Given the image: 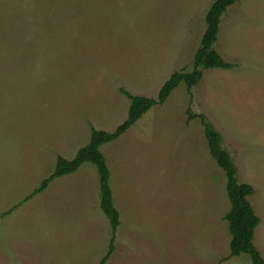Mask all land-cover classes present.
<instances>
[{
  "label": "rangeland",
  "instance_id": "rangeland-1",
  "mask_svg": "<svg viewBox=\"0 0 264 264\" xmlns=\"http://www.w3.org/2000/svg\"><path fill=\"white\" fill-rule=\"evenodd\" d=\"M214 0H0V264H97L110 227L95 167L83 163L17 205L89 139L113 131L129 100L156 98L191 71ZM213 48L231 69L201 68L100 147L120 224L105 264H251L230 256L223 171L197 118L220 133L260 222L264 258V0L221 16Z\"/></svg>",
  "mask_w": 264,
  "mask_h": 264
},
{
  "label": "trees",
  "instance_id": "trees-1",
  "mask_svg": "<svg viewBox=\"0 0 264 264\" xmlns=\"http://www.w3.org/2000/svg\"><path fill=\"white\" fill-rule=\"evenodd\" d=\"M237 1L214 0L209 5L204 17L205 29L201 35L199 46L193 53L191 71L172 72L160 86L156 98L131 95L127 90L120 88V93L129 100L125 119L111 132L95 129L92 125H89L90 133L87 143L78 148L70 159L58 155L52 172L42 179L22 201L8 209L5 214H10L15 207L41 193L55 178L74 173L83 163H90L95 167L98 176L99 209L107 218L110 227L107 249L97 263L105 264L114 251L115 231L120 224V220L109 184L110 170L100 147L117 139L152 106L163 103L178 84L183 83L187 89L195 86L201 79V68L231 69L233 67L232 63L225 61L216 52L213 44L217 39L221 16L227 7ZM193 118L199 120L208 153L225 176V191L229 208L223 215V219L226 221L230 235V256L245 254L251 264H264V258L254 245L253 240L255 228L260 222L248 200L254 189L250 184L238 181L235 164L228 151L222 146L220 133L207 116L204 113H192L187 110V122Z\"/></svg>",
  "mask_w": 264,
  "mask_h": 264
}]
</instances>
